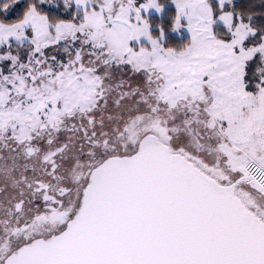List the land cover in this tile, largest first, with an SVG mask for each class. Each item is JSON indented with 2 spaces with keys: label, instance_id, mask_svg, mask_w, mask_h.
Masks as SVG:
<instances>
[{
  "label": "snow or ice",
  "instance_id": "6c2138e0",
  "mask_svg": "<svg viewBox=\"0 0 264 264\" xmlns=\"http://www.w3.org/2000/svg\"><path fill=\"white\" fill-rule=\"evenodd\" d=\"M0 264H264V0H0Z\"/></svg>",
  "mask_w": 264,
  "mask_h": 264
}]
</instances>
